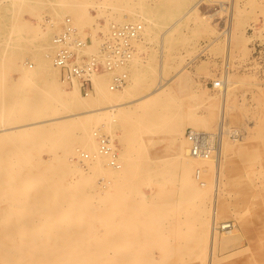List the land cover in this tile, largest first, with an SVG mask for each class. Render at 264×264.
<instances>
[{
  "label": "rangeland",
  "instance_id": "rangeland-1",
  "mask_svg": "<svg viewBox=\"0 0 264 264\" xmlns=\"http://www.w3.org/2000/svg\"><path fill=\"white\" fill-rule=\"evenodd\" d=\"M82 9L83 14L86 13V24L81 25L76 16ZM45 16L50 17L51 22L48 24H45ZM66 17L71 18L79 30L77 32L80 37L83 39L87 37L88 40L94 38L95 46L99 42L96 34L99 30H96L97 23L103 25L104 29L105 24L110 27L111 24H122L134 18L132 22H136L137 19V23L142 24L143 31L148 25L153 26L146 35L140 33L142 40L139 39L140 41L134 44L133 58L122 68H117L114 73L125 74L124 87L114 91L119 90L117 94L122 97L120 110L126 114H118L116 110L113 120L110 119L111 123L107 121L106 114H102L104 118L95 127L98 131L94 128L97 135L103 134L112 141L117 156H121L122 150H125L131 141L137 139L139 132L145 133L144 129L135 127L137 121L141 120L139 112L142 107H139L148 105L154 98H159V101L170 100L172 103L170 105L178 104L193 117L207 118L209 126L205 132L210 133L217 132V123H220L221 119L220 112L224 109L223 122L227 131L225 135V148H227H224L221 175L223 185L217 203L218 221L215 226L217 248L213 264H264V259L261 262L255 259L257 248L262 246L264 249V143L258 138L261 125L264 124V0H0V107H3L0 117L20 115L18 102L32 100L35 113L26 112L28 119L19 120L17 124L15 121H4V124H7L5 127L31 128V126H49L65 121L68 123L65 128L67 133L64 131L66 135L60 137V140L63 138L68 145L65 148L61 145L55 148L40 146L36 148L33 156L35 160L55 164L57 161L54 157H62L64 149L72 147L73 153L65 154V157H68V164L77 165L79 168L81 163H78L79 160L76 161L79 158L75 160L77 157L75 154L82 152L86 156L87 151L81 145H74L76 139L73 138L79 134V130L74 125L85 116L77 118L74 113H82L89 109L81 105L75 108L72 104H66L58 97L52 96L53 84L58 83L64 90H70V87L61 82L58 70L56 74L47 72L46 69L44 72L41 66L42 59L51 63L54 49H50L49 44L54 34L59 33L64 27ZM115 18L118 21H114ZM170 25L173 29L169 30L168 35L164 36L163 42L160 43V35ZM228 25L232 30L230 40L226 35ZM103 32L108 31L104 29ZM42 33H49L48 37L43 39ZM94 52L88 50L82 54ZM225 71L229 84L226 99H223L220 87L213 86L212 83L215 80L221 81ZM112 75L113 72L108 74L107 86L111 83ZM94 92L93 89L92 94ZM80 97H83V94L80 93ZM156 106L157 103L151 105V107ZM109 125L112 131L111 129L107 131ZM190 128L192 127L185 125L182 132L185 133ZM196 129L203 130L200 126ZM231 132H235V135L231 136ZM5 133L8 138L11 132ZM114 135L121 138L120 142ZM14 138L11 137L9 140L12 143L4 140L0 147L13 146ZM141 138L145 142V151L150 152L149 155L152 154V161L150 160L149 164L152 165L153 160H161L171 168L174 151L168 133L153 131L149 135L143 134ZM150 139L152 142H148ZM160 144L162 146H159ZM4 163L11 164L12 161L0 160V165ZM82 170L85 173L83 178L91 181L83 189V196L91 197L96 190L104 189L103 183H100L105 177L102 173H95L96 171L89 170L86 165L82 166ZM173 170L171 168L170 171ZM10 172L13 174L14 171ZM80 178L82 176L79 174L70 172L61 179L72 183V180L76 182ZM178 180L179 176L176 174L173 179L177 182L174 196L176 201L183 195L179 190ZM154 189V187L147 188L146 185L140 186L135 193H131L132 196L127 197L128 205L134 206V201L149 203L154 196ZM209 192L212 195L213 189L210 188ZM117 196L118 194L114 192L112 199H117ZM94 197L96 199L91 198L88 204L94 201L101 202L100 198ZM211 203V200L207 202L209 207ZM111 204L113 206V202ZM114 208L108 210L107 216L115 212ZM114 215L113 213L111 216L113 219L116 218ZM226 223L233 224V228L229 231L221 230L220 225ZM108 228L94 227L92 233L103 232V229L108 232L112 229ZM205 230L208 228L204 227L199 231L201 238ZM234 230L238 239L236 237L231 242L230 249H221L222 241L226 238L224 236H231ZM202 242L198 249L194 248L191 251L190 255L172 254V257L168 258L164 257L158 248L148 245L152 250L146 247L147 253L145 252L144 259L146 264H207L208 248L207 244L204 246L205 243Z\"/></svg>",
  "mask_w": 264,
  "mask_h": 264
},
{
  "label": "bare ground",
  "instance_id": "bare-ground-1",
  "mask_svg": "<svg viewBox=\"0 0 264 264\" xmlns=\"http://www.w3.org/2000/svg\"><path fill=\"white\" fill-rule=\"evenodd\" d=\"M83 13L84 11L82 9L76 16V19L81 25L86 24V13ZM44 18L45 24L51 22L49 19L50 17L47 18V16H45ZM69 19L71 20V18ZM130 20L131 21L126 22H132L135 19L131 18ZM114 21H118V19L115 18ZM137 21L136 19V22ZM21 22L25 23L24 21ZM71 24L75 26L72 20ZM96 26V30L99 29L96 32L97 40L99 41H96L98 45L95 46L96 43L94 44V38L92 40L89 38V44L86 43L87 45L85 44L78 50L83 53L88 50L92 52L95 51L94 53L86 54L88 57H98L101 43L98 33H100V31L103 32L104 29L105 31H109L110 28L107 24L104 25V29L103 25L101 26L98 23ZM152 27V25H148L143 31L142 26L140 33L142 34L143 32L146 35ZM23 28H25V25ZM171 28L172 26L170 25V27L166 31L164 30V33L160 35V43L163 42L164 36L168 35ZM224 31L225 30H223V32ZM231 31L228 25L226 30L228 40H230ZM48 34L49 33H42L43 39H46ZM55 34L54 37L58 33ZM89 36L93 37L91 35ZM140 37L139 35V38L134 41V44L138 42ZM53 38L51 39L52 41L49 47L50 49L52 48V50L54 49V56L58 46L53 44ZM80 38L83 40L82 37ZM133 54L131 58H133ZM49 55L45 56L48 58ZM53 56L51 58L52 60ZM52 60L50 63L42 59L41 66L43 71L46 69L45 71L56 74V70L58 69L53 65ZM127 63L128 62H126V64ZM123 66H125V64ZM123 66L117 68H122ZM117 68L112 71H101L92 74L91 81L95 91L94 94H92V91L89 95L80 97V91L76 86L70 87V90H64L58 83H55L51 87L52 96L58 97L64 103L72 104L75 108H79V105L82 107L87 106V109H89L82 113H74L77 118L85 116L74 125V127L79 130V134L73 138L76 139L74 145H81V147L83 146L87 151L86 156L82 152L75 154L77 157L74 156L76 157L75 160L79 158L76 161L79 160L78 163H81L80 165L74 161L79 165V168L77 165L68 164V157H65V154L73 153L72 147H66L62 157H54L58 164L48 163L43 160V162L41 160H35L33 156L36 148L40 146L55 148L61 145L65 148V146L68 145V142L64 141L63 138L60 140V137L65 136V132L67 133L65 128L68 126V123L65 121H59V123L49 126H31V128L21 127L20 129L23 128L21 131L14 126V128L5 127L7 124H4V121H15V123L20 122L19 120L25 121L28 119L25 115L26 112L34 114L35 109L33 108L34 103H32V100L28 102H18L20 115L15 116V114H13V117H0V144H3L4 140L10 142L9 140L11 137H15L13 146L6 148L0 147V160L2 162L12 161L11 164L4 163L0 165V264H146L147 262L144 258L147 253L146 247L149 249L148 245L158 248L163 256L168 258L172 254L179 256L190 255L194 248H199L202 242L201 240H203V244L205 243L204 246L207 244L206 247L208 248L206 263L213 264L214 254L217 248V232L215 230L218 221L217 203L223 185L221 175L223 170V156L225 155L224 148L226 146L225 135L227 132L224 126L225 123L223 122L224 109L220 112L221 119L220 123H217V132H211V134L217 136L218 139L213 156L207 159L194 158L188 153L189 146L184 137L185 133L182 132V128L188 125L192 127L190 128L192 131L205 132L209 126L206 120L207 118L193 117L188 111L182 110L178 104L170 105L172 104L170 100L159 101V98H154L148 105L144 104L139 107H142L141 112H139L141 120H138L137 124L134 125L137 128L145 130V133L139 132V138H141L143 134L149 135L150 132L153 131H166L168 133L174 151L171 162V168L174 170L170 171V165L168 167L166 162L161 160H153V164L150 165L149 162L150 160L152 161V154L149 155L150 152L148 151L149 153H147L145 151L146 146L144 140L142 138L140 140L138 137L134 139L133 136L132 139L134 140L128 144L125 150H122L121 156H117L116 150L113 148L115 152L114 162L118 164L117 167H113L110 165V157L101 153L99 150L98 135L95 133L94 128L97 127L99 124L98 122L104 118L102 114H106L108 122H110V119L113 120L116 110L118 114H126V112L120 110V100L122 97H119L117 94L119 90L114 91L124 87L125 79L124 83L117 89L111 90L109 87L110 85L107 86L109 79L108 74L110 72H113L111 81L113 76L120 74H114ZM227 78L226 72L221 81L215 80L212 83L213 86L220 87L223 99H226V94L228 92L229 82ZM158 101L160 103H158ZM154 103H157V106L151 107ZM2 108L3 107H0V111H3ZM5 108L7 107L5 106ZM36 124L37 123L32 125ZM197 126H200L203 130L196 129ZM261 126L262 128H260L259 131L260 134L257 136L260 141L264 143V124ZM76 128H74V130ZM110 129L111 127L109 125L107 131H110ZM257 129L259 128L257 127ZM95 130L98 131L97 128H95ZM5 132H11L8 138ZM68 132H70V130ZM2 134H5V136ZM98 134L100 135V133ZM101 135L104 136L103 134ZM135 135L136 134H134V136ZM233 135H235V132L231 134V136ZM252 135L255 136L254 134H251V136ZM114 137L120 142V137L117 135H114ZM149 141L152 142L151 139L148 140V142ZM109 143V145L113 147L110 139ZM159 146L162 145L160 144ZM243 159L245 158L243 157ZM83 164L86 165L89 170H94L96 171L95 173H102L105 176L100 182L103 183L102 186L104 189L96 190L94 194V196L100 198L101 202L99 203L94 201L88 204L91 198L93 200L96 198L93 195H91V197L82 195L84 192L83 189L91 182L90 179L83 178V175L85 176L84 170H82ZM12 170L14 171L13 174L10 172ZM70 172H74V174L77 173L82 176V178L77 179L76 182L72 180V183H68V180V182H65L61 179L65 174ZM176 174L179 176V190L183 194L178 201H176L174 197L177 182L173 181V179ZM142 185H146L147 188H155L153 190L154 196L152 197V201L149 202L150 205H148L149 203L146 201L144 203L134 201V206L128 205L127 197L132 196L131 193H135ZM210 188L213 189L212 195H210L209 192ZM114 192L118 194L117 199H112ZM210 200L212 202L211 207L207 204ZM111 202H113V206ZM111 207H115V212L113 211L115 214L114 217L116 216L115 219L111 217L113 213L107 216V212ZM206 216L209 218H206ZM101 226L112 229L108 232L103 229V232L92 233L94 227L98 228ZM204 227H207L208 230L204 231L203 238H201L202 235L200 237L199 231ZM235 232V230L233 233L231 232L232 235L229 237L224 236L226 238L222 241L221 249H230L229 246L231 242L237 237ZM222 234L224 235V233ZM194 241H198V243ZM255 255V259L258 262L263 261L264 249L262 246L257 248Z\"/></svg>",
  "mask_w": 264,
  "mask_h": 264
},
{
  "label": "built area",
  "instance_id": "built-area-1",
  "mask_svg": "<svg viewBox=\"0 0 264 264\" xmlns=\"http://www.w3.org/2000/svg\"><path fill=\"white\" fill-rule=\"evenodd\" d=\"M47 19V18H46ZM142 26L137 22H124L111 24L109 31H100L101 39L98 57H88L78 51L88 43V38H80L77 28L71 24V20L64 19V27L53 38V44L58 46L54 56L53 65L60 72V80L68 87L76 86L84 96L93 91L91 81L92 74L101 71H112L128 62L134 52V41L139 38ZM89 44V43H88ZM87 45V44H86ZM125 75L113 76L110 89H117L124 83ZM184 137L188 142V153L191 157L207 159L213 156L217 144V136L206 132L186 130ZM99 150L110 157V165L117 167L114 162L115 152L105 136H97ZM233 224L220 225L221 230L229 231Z\"/></svg>",
  "mask_w": 264,
  "mask_h": 264
}]
</instances>
